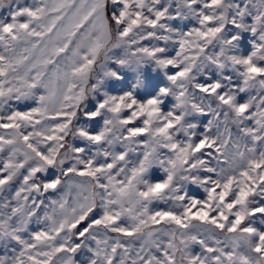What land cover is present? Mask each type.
<instances>
[{
	"label": "snow or ice",
	"instance_id": "snow-or-ice-1",
	"mask_svg": "<svg viewBox=\"0 0 264 264\" xmlns=\"http://www.w3.org/2000/svg\"><path fill=\"white\" fill-rule=\"evenodd\" d=\"M0 264H264V0H0Z\"/></svg>",
	"mask_w": 264,
	"mask_h": 264
},
{
	"label": "rangeland",
	"instance_id": "rangeland-1",
	"mask_svg": "<svg viewBox=\"0 0 264 264\" xmlns=\"http://www.w3.org/2000/svg\"><path fill=\"white\" fill-rule=\"evenodd\" d=\"M18 106H19L20 108H22V109L24 108V105H18ZM157 174H159V173H157ZM33 227H34V226H33Z\"/></svg>",
	"mask_w": 264,
	"mask_h": 264
}]
</instances>
